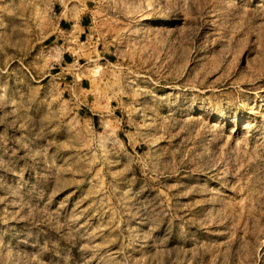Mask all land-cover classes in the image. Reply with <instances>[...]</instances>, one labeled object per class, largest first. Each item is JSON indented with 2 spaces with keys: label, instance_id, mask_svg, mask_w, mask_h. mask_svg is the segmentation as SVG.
<instances>
[{
  "label": "rangeland",
  "instance_id": "1",
  "mask_svg": "<svg viewBox=\"0 0 264 264\" xmlns=\"http://www.w3.org/2000/svg\"><path fill=\"white\" fill-rule=\"evenodd\" d=\"M0 264H264V0H0Z\"/></svg>",
  "mask_w": 264,
  "mask_h": 264
},
{
  "label": "crops",
  "instance_id": "2",
  "mask_svg": "<svg viewBox=\"0 0 264 264\" xmlns=\"http://www.w3.org/2000/svg\"><path fill=\"white\" fill-rule=\"evenodd\" d=\"M83 12L80 15L75 14L73 8L64 12H61V16L57 23V32L58 35L56 39L60 40L63 45H68L70 47L66 48L71 49V52H64L66 56H62L63 64L69 69H72V75L74 74V70H79L83 65H78L75 67L77 63V59H81L84 54H82V46L86 42V31L89 28L90 17L88 12H86L87 8L83 7ZM67 13V14H66ZM64 55V54H63ZM77 55V56H76ZM81 80H85L82 78Z\"/></svg>",
  "mask_w": 264,
  "mask_h": 264
}]
</instances>
